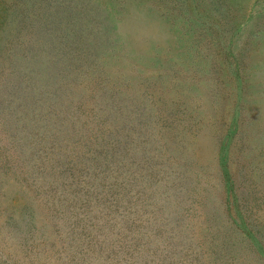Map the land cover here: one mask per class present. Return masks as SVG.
I'll list each match as a JSON object with an SVG mask.
<instances>
[{"label":"rangeland","instance_id":"374dc122","mask_svg":"<svg viewBox=\"0 0 264 264\" xmlns=\"http://www.w3.org/2000/svg\"><path fill=\"white\" fill-rule=\"evenodd\" d=\"M0 264H264V0H0Z\"/></svg>","mask_w":264,"mask_h":264}]
</instances>
